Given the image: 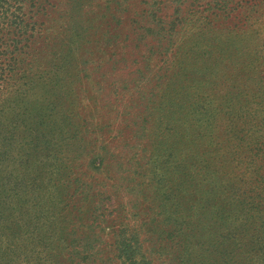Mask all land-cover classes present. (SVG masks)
Masks as SVG:
<instances>
[{"label": "trees", "instance_id": "trees-1", "mask_svg": "<svg viewBox=\"0 0 264 264\" xmlns=\"http://www.w3.org/2000/svg\"><path fill=\"white\" fill-rule=\"evenodd\" d=\"M161 2L0 0V264H264V0ZM130 60L170 87L137 104L145 183L98 175L84 116Z\"/></svg>", "mask_w": 264, "mask_h": 264}, {"label": "rangeland", "instance_id": "rangeland-1", "mask_svg": "<svg viewBox=\"0 0 264 264\" xmlns=\"http://www.w3.org/2000/svg\"><path fill=\"white\" fill-rule=\"evenodd\" d=\"M159 16L164 19H170L175 11V4L173 0H162L161 3L156 5ZM109 47V46H108ZM108 47L102 51V59L107 52ZM97 52L98 55L101 54ZM109 53H113V50H109ZM118 66V67H116ZM108 67L103 76H98L95 74V87L96 89L87 92V97L85 98L86 111L84 113L85 117H88L91 121L90 127L92 130L93 138L97 142L98 150L103 153L106 160V170L102 174H98L102 178L106 179L110 176L116 178L117 182H123L130 177L131 174L140 176L141 180L145 183V177L148 175V170L143 171V166H147L148 159L145 154L141 152V144L145 142L142 138L146 135L140 129L142 124L140 109H138L137 104L141 102L145 93H149L155 102L157 99L163 100L167 91L170 89H163V83L154 87L151 90L153 83L150 80L143 79L141 74L136 73L137 65H134L132 60L127 62V65H116ZM121 66V68H119ZM194 78V77H193ZM99 82L101 85H99ZM190 80L187 81L186 87L189 85ZM105 86L107 90L101 92ZM166 88V84L164 86ZM155 96H152L153 94ZM167 102V98H165ZM165 103V101H164ZM155 107L153 108V111ZM152 121L151 125H155L156 121ZM165 125V124H164ZM1 126V125H0ZM152 129V127H151ZM140 130V131H139ZM4 138L0 137V178L4 174L9 178V171L6 166L8 163V158L12 160L11 154H8L9 143ZM169 141V140H168ZM174 143L179 146H184L181 140L176 138L173 139ZM166 143L165 145L157 144L161 149L169 148L170 145ZM184 155L181 152H176V155L171 156L173 160H182ZM159 164L156 170H161L165 168L169 162L168 158H160ZM128 176V177H127ZM5 180V179H4ZM153 185V184H152ZM148 186L145 185V187ZM171 182L168 181L166 187L170 188ZM122 199L129 201L131 194L125 192L122 194ZM106 241L110 244L112 243L113 237L111 235L105 236ZM210 241L205 242L208 245ZM112 256V252H110Z\"/></svg>", "mask_w": 264, "mask_h": 264}]
</instances>
